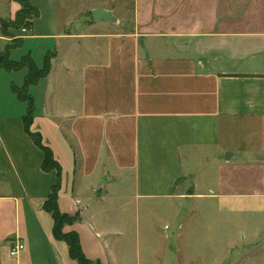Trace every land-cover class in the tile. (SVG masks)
<instances>
[{
	"label": "crops",
	"instance_id": "crops-1",
	"mask_svg": "<svg viewBox=\"0 0 264 264\" xmlns=\"http://www.w3.org/2000/svg\"><path fill=\"white\" fill-rule=\"evenodd\" d=\"M28 1L39 15L11 30L22 41L8 56L49 60L28 87L31 129L60 165L58 207L78 216L64 230L84 254L151 264L146 202L209 205L264 247V0ZM19 8L0 0V18ZM97 8L115 20L93 21ZM11 40L0 31V52ZM26 73L0 67V264H78L43 208L56 171L23 126L12 87Z\"/></svg>",
	"mask_w": 264,
	"mask_h": 264
},
{
	"label": "rangeland",
	"instance_id": "rangeland-1",
	"mask_svg": "<svg viewBox=\"0 0 264 264\" xmlns=\"http://www.w3.org/2000/svg\"><path fill=\"white\" fill-rule=\"evenodd\" d=\"M180 181L183 178L177 182ZM176 208L163 202L159 205L145 203L141 221L146 231L142 261L149 260L151 264H264V247L252 250L248 234L240 235L213 207L206 205L201 211L200 204L190 206L189 201H183L177 202ZM120 213L121 210L115 209L110 214L117 223ZM153 249L159 250V256L149 258V250Z\"/></svg>",
	"mask_w": 264,
	"mask_h": 264
},
{
	"label": "trees",
	"instance_id": "trees-1",
	"mask_svg": "<svg viewBox=\"0 0 264 264\" xmlns=\"http://www.w3.org/2000/svg\"><path fill=\"white\" fill-rule=\"evenodd\" d=\"M20 8L16 11L14 18H0V31L3 36L10 37L12 40L7 45L6 49L0 52V67L7 70H17L23 66L27 67V73L24 77L21 86L13 85L12 89L17 98L26 101L27 111L22 117L23 126L26 133L31 137L33 142L39 146L43 152L41 168L44 171L55 170L56 181L51 187V192L43 203V208L52 215L53 226L52 234L58 240H64L68 246L69 256L77 261L78 264H104L99 259H90L82 251L78 233L74 230L65 231L64 226L72 224L77 218V215H70L60 211L58 207V191L60 188V165L54 159L51 149L44 145L38 131L31 129L33 118L34 102L31 94L28 92V87L34 84L39 78L46 75L50 63L46 58L42 67H37L29 55H24L19 60H12L8 56L11 48L20 45L22 39L13 37L12 29L26 28L31 31L33 21L39 15L38 8L31 4L28 0H16ZM178 180V179H177ZM177 180L175 182H177Z\"/></svg>",
	"mask_w": 264,
	"mask_h": 264
},
{
	"label": "water",
	"instance_id": "water-1",
	"mask_svg": "<svg viewBox=\"0 0 264 264\" xmlns=\"http://www.w3.org/2000/svg\"><path fill=\"white\" fill-rule=\"evenodd\" d=\"M91 17L93 21H98V20L114 21L115 20V17L111 11L105 10L102 8L93 9L91 11Z\"/></svg>",
	"mask_w": 264,
	"mask_h": 264
},
{
	"label": "built area",
	"instance_id": "built-area-1",
	"mask_svg": "<svg viewBox=\"0 0 264 264\" xmlns=\"http://www.w3.org/2000/svg\"><path fill=\"white\" fill-rule=\"evenodd\" d=\"M24 31H29L26 28H23ZM24 248V244L20 241H14L12 242V244L10 245V249H9V253L12 256L17 255L22 249Z\"/></svg>",
	"mask_w": 264,
	"mask_h": 264
}]
</instances>
